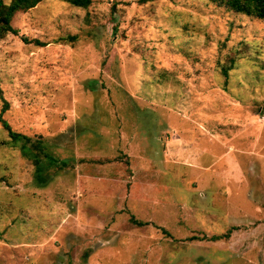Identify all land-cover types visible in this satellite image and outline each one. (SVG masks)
<instances>
[{
	"label": "rangeland",
	"instance_id": "1",
	"mask_svg": "<svg viewBox=\"0 0 264 264\" xmlns=\"http://www.w3.org/2000/svg\"><path fill=\"white\" fill-rule=\"evenodd\" d=\"M11 26L0 264H264V21L43 0Z\"/></svg>",
	"mask_w": 264,
	"mask_h": 264
},
{
	"label": "trees",
	"instance_id": "2",
	"mask_svg": "<svg viewBox=\"0 0 264 264\" xmlns=\"http://www.w3.org/2000/svg\"><path fill=\"white\" fill-rule=\"evenodd\" d=\"M43 0H10L8 3H4L3 0H0V40L6 37L7 35H17V30L11 26V20L15 13L26 12L35 6H37ZM75 7L86 8L89 4V0H65ZM158 0H138L139 4L151 3ZM209 2L216 4L217 6H223L228 10L235 12L237 14H242L249 16L258 20L264 21V0H209ZM75 40V37H68L67 39H62V41L72 42ZM26 42L25 39H23ZM35 44L40 46H45L43 44L34 41ZM234 62V57L228 60V65L222 67L221 73L226 78L228 76V71L232 69V64ZM8 108L7 103L4 101L3 107L1 109V114L4 113ZM0 114V125L7 132L9 138L13 142H16L20 137L19 134L11 130L9 124L1 117ZM27 140V139H26ZM53 160V159H52ZM65 166V164H62ZM142 225L141 223H137ZM163 234L168 235V233L162 230ZM231 231H227L224 234L214 235L210 237L202 236L192 237L189 240L197 241H207V242H217L220 240H226L229 238Z\"/></svg>",
	"mask_w": 264,
	"mask_h": 264
}]
</instances>
